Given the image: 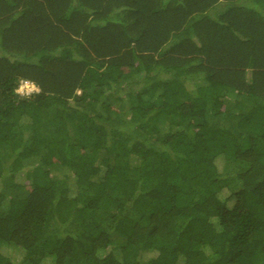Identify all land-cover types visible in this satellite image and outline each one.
<instances>
[{"label": "trees", "instance_id": "trees-1", "mask_svg": "<svg viewBox=\"0 0 264 264\" xmlns=\"http://www.w3.org/2000/svg\"><path fill=\"white\" fill-rule=\"evenodd\" d=\"M0 264H264V0H0Z\"/></svg>", "mask_w": 264, "mask_h": 264}, {"label": "built area", "instance_id": "built-area-1", "mask_svg": "<svg viewBox=\"0 0 264 264\" xmlns=\"http://www.w3.org/2000/svg\"><path fill=\"white\" fill-rule=\"evenodd\" d=\"M36 88L37 87L30 81L22 80L19 84L17 92L22 96H28L35 92H38Z\"/></svg>", "mask_w": 264, "mask_h": 264}, {"label": "rangeland", "instance_id": "rangeland-1", "mask_svg": "<svg viewBox=\"0 0 264 264\" xmlns=\"http://www.w3.org/2000/svg\"><path fill=\"white\" fill-rule=\"evenodd\" d=\"M36 89L38 90V88H36ZM37 90H36V91H37ZM230 185H231V186H232V185L234 186V185H236V182L232 179L231 182H230Z\"/></svg>", "mask_w": 264, "mask_h": 264}]
</instances>
